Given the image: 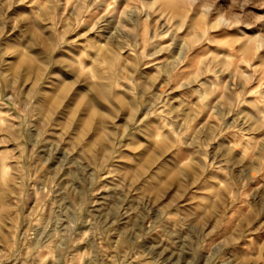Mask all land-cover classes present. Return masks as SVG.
I'll return each mask as SVG.
<instances>
[{"label": "rangeland", "instance_id": "1", "mask_svg": "<svg viewBox=\"0 0 264 264\" xmlns=\"http://www.w3.org/2000/svg\"><path fill=\"white\" fill-rule=\"evenodd\" d=\"M0 264H264V0H0Z\"/></svg>", "mask_w": 264, "mask_h": 264}]
</instances>
